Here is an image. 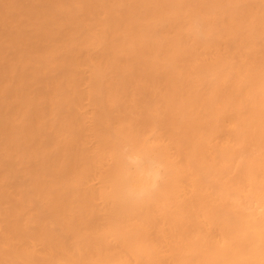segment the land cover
Wrapping results in <instances>:
<instances>
[{"label":"bare ground","instance_id":"1","mask_svg":"<svg viewBox=\"0 0 264 264\" xmlns=\"http://www.w3.org/2000/svg\"><path fill=\"white\" fill-rule=\"evenodd\" d=\"M0 264H264V0H0Z\"/></svg>","mask_w":264,"mask_h":264},{"label":"clouds","instance_id":"2","mask_svg":"<svg viewBox=\"0 0 264 264\" xmlns=\"http://www.w3.org/2000/svg\"><path fill=\"white\" fill-rule=\"evenodd\" d=\"M190 31L195 39L204 36L198 20H193ZM118 158L115 187L120 199L139 203L160 191L167 176V161L160 153L139 150L128 141L120 145Z\"/></svg>","mask_w":264,"mask_h":264}]
</instances>
